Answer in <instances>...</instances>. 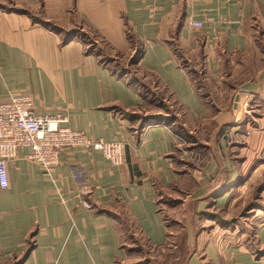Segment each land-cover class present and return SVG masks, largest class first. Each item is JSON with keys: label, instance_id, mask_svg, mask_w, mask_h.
Returning <instances> with one entry per match:
<instances>
[{"label": "crops", "instance_id": "obj_1", "mask_svg": "<svg viewBox=\"0 0 264 264\" xmlns=\"http://www.w3.org/2000/svg\"><path fill=\"white\" fill-rule=\"evenodd\" d=\"M11 92L124 142L125 161L77 148L45 170L18 148L0 264H264V207L241 230L203 210L264 169V0H0V100ZM224 129L249 132L230 149ZM193 146L214 184L184 167Z\"/></svg>", "mask_w": 264, "mask_h": 264}, {"label": "built area", "instance_id": "obj_2", "mask_svg": "<svg viewBox=\"0 0 264 264\" xmlns=\"http://www.w3.org/2000/svg\"><path fill=\"white\" fill-rule=\"evenodd\" d=\"M187 25L198 28L202 23L188 20ZM66 119L60 114L35 110L29 93L11 92L0 100V187L8 186L7 161L18 148L28 149L27 157L45 170L55 168L65 150L81 148L100 153L111 165L125 161L124 142L93 138L86 132L63 126ZM178 142H183L176 135ZM85 188H83V191Z\"/></svg>", "mask_w": 264, "mask_h": 264}, {"label": "rangeland", "instance_id": "obj_3", "mask_svg": "<svg viewBox=\"0 0 264 264\" xmlns=\"http://www.w3.org/2000/svg\"><path fill=\"white\" fill-rule=\"evenodd\" d=\"M192 77L196 79L197 84L201 83V85H204L201 67L199 65L195 66ZM207 90L209 89L205 87L202 88L203 92H206ZM226 129H224L225 134L223 139L225 141V145L230 149L235 146L236 143L242 144L248 136L247 132H249L245 129L229 133L226 131ZM190 147L191 145L188 146V148ZM204 150V148L197 149L193 146L191 151L184 155V160L187 164L184 167L187 168V171L191 172L195 180H201L202 177H206L208 182H213L214 184L215 181L213 180L219 171L216 169V172L213 173L211 170L212 168L210 169V166H212L210 164L212 160L211 151L208 152ZM225 155L229 154L226 152ZM241 182L243 181L241 180ZM224 188L225 190H230V188L227 186ZM223 192L224 189H221L217 192V195L222 196ZM224 198L225 199H223V202L220 205H215L210 201H206L207 203L204 206V209H202L206 213L207 223L218 224L222 222L224 227L237 229L240 228V230L245 227L250 229L252 224H255V220L251 216L256 212L257 209L264 207V169L261 172H257L255 179L247 181V183H242L239 186L235 185V191H233V193L231 192L229 197ZM234 198L236 201L232 202L231 200ZM228 204L231 205L230 208H228ZM192 206L194 207V205ZM175 212L173 211L174 214ZM174 228L177 229L176 226H174ZM178 236L183 235L179 233ZM176 239L177 238L174 237V239L171 240ZM135 256L138 257L139 255ZM152 261V264H160L158 260H156V262H154V260Z\"/></svg>", "mask_w": 264, "mask_h": 264}, {"label": "water", "instance_id": "obj_4", "mask_svg": "<svg viewBox=\"0 0 264 264\" xmlns=\"http://www.w3.org/2000/svg\"><path fill=\"white\" fill-rule=\"evenodd\" d=\"M238 98H239V95H238V93H237V94L234 95V99H233V106H234V107L237 106Z\"/></svg>", "mask_w": 264, "mask_h": 264}, {"label": "trees", "instance_id": "obj_5", "mask_svg": "<svg viewBox=\"0 0 264 264\" xmlns=\"http://www.w3.org/2000/svg\"><path fill=\"white\" fill-rule=\"evenodd\" d=\"M140 49V48H139ZM124 152H125V144H124Z\"/></svg>", "mask_w": 264, "mask_h": 264}]
</instances>
